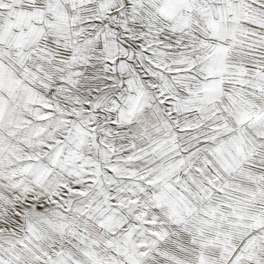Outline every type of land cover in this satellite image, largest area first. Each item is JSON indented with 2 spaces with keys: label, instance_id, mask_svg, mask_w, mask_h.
<instances>
[{
  "label": "snow or ice",
  "instance_id": "1",
  "mask_svg": "<svg viewBox=\"0 0 264 264\" xmlns=\"http://www.w3.org/2000/svg\"><path fill=\"white\" fill-rule=\"evenodd\" d=\"M0 264H264V0H0Z\"/></svg>",
  "mask_w": 264,
  "mask_h": 264
}]
</instances>
